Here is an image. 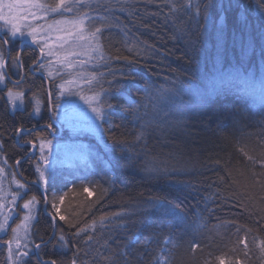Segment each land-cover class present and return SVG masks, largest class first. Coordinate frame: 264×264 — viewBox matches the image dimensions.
I'll return each mask as SVG.
<instances>
[{"label": "trees", "instance_id": "obj_1", "mask_svg": "<svg viewBox=\"0 0 264 264\" xmlns=\"http://www.w3.org/2000/svg\"><path fill=\"white\" fill-rule=\"evenodd\" d=\"M208 2L99 0L95 13H101L107 57L94 73L110 95L104 140L94 142L86 168L47 188L49 212L55 211V194L66 219L53 221L40 210L31 234L36 244L63 229L75 247L53 248V240L34 249L24 264H37V257L57 264L73 258L77 264H155L162 247L168 249L167 264H264V103L220 76L228 68L264 69V0H211L205 20ZM125 57L135 61L130 83L120 79L129 68ZM193 84L210 87L202 107L179 98L180 87ZM160 90L168 103L156 115L150 97ZM184 107L190 111L176 125L175 114ZM20 124L31 129L38 122L28 112L11 114L1 98L0 151L15 174L19 170L32 181L34 166L24 158L29 148L21 143L48 132L17 137ZM148 164L167 173L150 177ZM28 186L26 197L35 195L42 204L38 185ZM80 228L86 231L76 236ZM8 238L0 236V264H7Z\"/></svg>", "mask_w": 264, "mask_h": 264}, {"label": "rangeland", "instance_id": "obj_2", "mask_svg": "<svg viewBox=\"0 0 264 264\" xmlns=\"http://www.w3.org/2000/svg\"><path fill=\"white\" fill-rule=\"evenodd\" d=\"M9 2H15L18 5L17 9L13 11V15L28 16L27 20L17 21L25 34L23 36L18 34L16 37L11 38L10 42H17V40L22 39H28L32 42V37L27 35V32L39 25L36 31L39 44L36 45L39 49L45 44L48 45L44 49L45 55H43L44 59H42L44 60L42 61L44 65L43 71L47 75V95L51 92L53 97L52 100L48 101L49 110L47 113L57 128V130L50 132V135L48 133V137L44 139L50 141L51 144L49 163L47 165V172L45 173L46 184L37 182L39 180V173L36 171L38 164L43 165L39 150V140L37 139V137L43 139L41 137L43 136L42 134L35 136L37 146L31 152L34 156L32 160L30 159V162L35 169V179L32 181L23 176L19 170L15 174L12 168L5 162L4 156L0 151V168L3 169V172H0V205H3V207H0V220H3L4 215L10 216L8 221L9 227L5 231L0 232V236L8 233V241L13 240L11 254L9 253L8 244L6 243L5 245L7 264H24L35 249L31 234L38 212L41 210L43 213L51 214L48 209L49 206L43 200L42 204L39 202L35 206L33 219L22 223L24 216L27 214V210L23 209L22 205L25 200L32 197H26L29 191L28 185L32 184L31 189L34 188L33 184L38 185V191L44 199L47 196V188L54 184V181L65 179L69 173L77 172L87 167L88 159L95 152L94 142L102 145L104 133L102 120L95 118V113L91 111L86 100L96 96L105 108L110 95L104 92L100 84V76L94 73L95 69L107 57L101 43L100 33H96L93 36L95 29L101 26L100 20H102L100 17L101 13H95V7H97L99 0H65V5L57 8L56 11H51V8H56L59 0H54L53 3H49L48 0H38L40 4L49 6L47 9L41 8L39 10L29 8V0H4L5 5ZM65 6L71 7L72 10L65 11ZM32 12H35L39 18L33 19L31 16ZM102 12H105V10H102ZM4 14L5 16L8 15L7 7L4 8ZM55 21H62V23L56 24ZM50 25L51 27H49ZM8 28L9 25L4 20H0V33H3L5 37ZM68 33H71V35H68ZM81 36L83 37L82 39L80 38ZM64 40H67V43H64ZM61 44H63V47H61ZM2 46L3 43L0 41V51L3 49ZM49 51L52 52V55H47ZM220 76L224 77L222 79L224 82L230 83L234 87L236 86V88L238 87V90L249 95L251 101H255L256 99L257 102L264 103V69L262 67L258 72L248 70L246 73L234 68H228ZM88 80H91L92 83H87ZM68 81H71V83H67ZM2 85L0 84V86ZM59 85H64V88L68 91L65 95L60 96L57 101L56 97L60 91ZM209 88L206 86L204 89H194V84L180 87L179 98L180 96L188 97L191 99L192 105L202 107L208 102V97L211 96ZM169 94L172 96L171 93ZM166 95V91L164 90L151 94L150 98L155 100L152 102L156 103V107L153 106L155 112L158 113L156 115H160L161 108L164 109L166 107L168 103L166 101L167 98H165ZM179 98H168V101H178ZM6 99L8 103L7 93ZM23 103L24 101L22 103L17 101L16 108L21 107ZM55 103L59 104L58 108L53 106ZM33 104V112L37 104L41 112L42 101H33ZM9 107L11 110H14L12 105L9 104ZM40 112H34V115L39 116ZM106 116L107 110L105 108V118ZM39 128L33 127L29 130L34 132ZM103 148L107 149L106 146H103ZM15 181L26 184V188L21 190L22 193L26 194L23 195L22 199H17L15 205H13L11 203V194L17 190ZM17 225H20V227L14 234L11 229L17 227ZM14 237L19 240L22 246L20 249H17ZM23 245H27V248H24ZM17 251H28L29 256L22 257L18 261L16 258ZM168 258V249L162 247L157 253L155 264H167ZM226 263L224 259L219 262V264ZM237 264L241 263L238 262Z\"/></svg>", "mask_w": 264, "mask_h": 264}, {"label": "snow or ice", "instance_id": "obj_3", "mask_svg": "<svg viewBox=\"0 0 264 264\" xmlns=\"http://www.w3.org/2000/svg\"><path fill=\"white\" fill-rule=\"evenodd\" d=\"M117 2L119 3L120 0H117ZM65 5V0H59V4L56 6V8H51V11H56L57 8H60L61 6ZM7 7L8 9V15L5 16L4 14V8ZM18 5L15 2H9L6 5L4 4V0H0V20H4L8 25L9 28L6 32V37L2 40L3 45H8L10 43L11 38L16 37L18 34L23 36L25 33L24 31L21 29V27L19 26V24L17 23V21L19 20H27L28 16L24 15V16H18V15H13V11L15 9H17ZM49 6L47 5H43L40 4L38 2V0H29V8H36L37 10L41 9V8H45L47 9ZM212 7L211 4V0H209V2L207 4L204 5V19L207 20L208 17V11L209 9ZM65 11H71V7L69 6H65L64 7ZM197 14H199V8L197 9ZM31 16L33 19H38L39 17H37L35 12L31 13ZM56 24H60L62 23V21H55ZM81 23H83V21H81ZM51 27V25L49 26ZM37 28H39V25L36 28H31L30 31L27 32V35L32 37V42L34 44H39V40L36 37V31ZM101 32V28L97 27L95 29V31L93 32V36L96 35V33H100ZM68 35H71V33H68ZM81 39L83 38L82 36L80 37ZM64 43H67V40H64ZM45 47H48L47 44L43 45L40 47V53L41 56L45 55ZM61 47H63V44H61ZM47 55H52V52L49 51L47 53ZM117 59H119V57H117ZM125 60H127V63L129 65V68L127 71H120V79L126 82H132L133 77L135 76V73L131 70V65L133 63H135V61L133 60H129L127 57L124 58ZM9 60L11 61V66L13 68H19L23 66V61H22V57H21V53L17 52V54L12 57L11 55H9V59L6 60L5 56L3 54L2 51H0V84H6V78H7V73L4 71V69L6 68V66L9 64ZM39 68H43L44 65L42 63H40L38 65ZM19 81H16L15 84L18 86L19 85ZM67 83H71V81H68ZM87 83L91 84L92 81L88 80ZM110 86H113V81H109L108 82ZM116 86H119V81H116ZM60 91L59 94L56 97V100L58 101L60 96H63L67 93V89L64 88V85H59L58 86ZM144 91L147 93L149 91V86L146 84L144 87ZM105 93H107V90H104ZM23 96L24 93L22 91H14L13 88H9L7 91V98H8V103L10 105H12V107L15 109L17 107V101H20L21 103L23 102ZM51 92L49 93V98L51 100ZM82 99H85L84 97H81ZM86 102L88 103L91 111L93 113H95V118L98 120H104L105 119V108L101 105V102L99 101L98 97L93 96L91 98H88L86 100ZM54 107H59L58 103H55L53 105ZM107 108L110 109L111 108V104H107ZM135 111V110H134ZM190 110L187 107L178 109L177 113L175 114V124L176 125H181L183 123V121L186 119L187 117V113ZM35 113H39L40 112V107L37 104V107L34 109ZM48 127L50 128L51 125H48ZM31 130L27 129L24 127L23 124H20L18 126L15 127L14 129V135L17 137H20L22 135L25 134H30ZM37 139L39 140V150L41 153V161L43 162V165L38 164L36 171L39 173V180L37 181L39 182H43V183H47L46 178H45V173L47 172V165L49 163V155L51 153V144L50 141H46L44 139H41L39 137H37ZM139 139V137H138ZM25 144L31 145L33 148L36 147V144L34 143L33 140H25L24 141ZM3 147V141L2 139H0V148ZM47 149V151H46ZM17 164H19V161H17ZM0 172H3V169L0 168ZM145 172L148 176L150 177H154V178H159L162 174H166L167 173V169H162L158 166H155L153 164H148L145 166ZM16 185H17V190L15 192H13L11 194L12 196V200L11 203L13 205H15V202L17 199H22L23 195L26 193H22L21 190L26 188V184L25 183H21L20 181H15ZM85 192H89V190L87 188L84 189ZM89 195H92L91 192H89ZM59 201L62 204L64 201V197L60 196L59 197ZM40 201L37 199V197L35 195H33L30 199L25 200L22 208L27 210V214L24 216V221H22V223L31 221L33 219V211L35 209V206L39 203ZM44 203L47 204L48 203V199L47 196L44 197ZM0 207H3V205H0ZM51 207L52 209H54V213L51 214V219L53 221H55L57 219V217H59V220L64 221L66 219V217L64 215L61 214L60 212V208L57 206V203L55 202V194H54V199L53 202L51 203ZM119 215V214H117ZM10 219V216L8 215H4L3 220H0V232L5 231L8 227V221ZM103 222V220H102ZM20 227V225H17V227L12 228L11 231L15 234L17 232V229ZM74 227V225H73ZM86 231V229L84 228H80L76 231L75 235L79 236L81 232ZM88 239L90 240L91 237L89 236ZM15 243H16V247L17 249H20L22 246L19 242L18 239H15ZM53 240H55V243H53ZM13 243V240H9L7 241V244L9 246V253L11 254L12 252V248L11 245ZM48 243H53V248L56 247H60V248H66L69 247V245H72L73 247H75L74 244H72V241L69 240L64 234H63V229H61V233L58 236H55L53 238H50L49 241H41V243H36L34 245L36 250L41 249L42 244H44L45 246ZM24 248H27V245H23ZM29 256V252L28 251H17L16 253V258L19 261L22 257H28ZM11 258V257H10ZM37 264H57V260L56 259H49V260H42L39 257H37ZM70 264H77V260L75 258L71 259Z\"/></svg>", "mask_w": 264, "mask_h": 264}, {"label": "flooded vegetation", "instance_id": "obj_4", "mask_svg": "<svg viewBox=\"0 0 264 264\" xmlns=\"http://www.w3.org/2000/svg\"><path fill=\"white\" fill-rule=\"evenodd\" d=\"M4 38L7 37H5L3 33H0L1 42ZM2 47V51L6 60L9 59V55L14 57L17 52H20L23 61V66L19 68H13L11 66V61L9 60V64L4 69V71L7 73L6 84L0 86V99H6V93L9 88H13L14 91H22L24 93L23 105L19 108L11 110L8 103L10 113L15 114L16 112H28V115L38 122V124L34 127L40 128L36 131H44L46 132V134L48 132L50 135V132L57 130V128L54 125L53 121L50 119L49 114L47 113V111L49 110V98L47 95V75L45 74V71H43V68L41 69L38 67V65L42 63V61H44L42 60L44 58L43 56H41L40 49L37 47L36 44L30 42L28 39L17 40V42H10L8 45H3ZM16 81L20 82L18 86L15 84ZM36 82H39L41 86H44V92L36 89ZM52 99L53 97L51 96V100ZM33 101H42V110L39 116L34 115ZM47 120L49 121V123H47ZM48 125H51V127L49 128ZM41 137L45 139L47 138V135ZM25 140H33L37 146L35 137H26ZM24 141H22L21 145L28 146L29 148L24 158L32 160L34 154L31 152L35 148H33L31 145L25 144ZM21 159L22 158H19L17 161H20ZM17 161L15 162L16 168L18 165Z\"/></svg>", "mask_w": 264, "mask_h": 264}, {"label": "water", "instance_id": "obj_5", "mask_svg": "<svg viewBox=\"0 0 264 264\" xmlns=\"http://www.w3.org/2000/svg\"><path fill=\"white\" fill-rule=\"evenodd\" d=\"M48 98H49V94H48ZM49 101H50V98H49Z\"/></svg>", "mask_w": 264, "mask_h": 264}]
</instances>
